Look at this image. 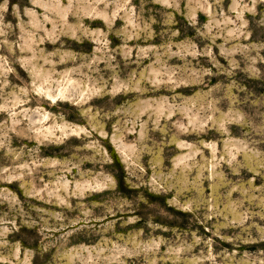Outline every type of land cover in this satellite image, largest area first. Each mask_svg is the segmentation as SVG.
I'll return each mask as SVG.
<instances>
[{
    "label": "rangeland",
    "instance_id": "obj_1",
    "mask_svg": "<svg viewBox=\"0 0 264 264\" xmlns=\"http://www.w3.org/2000/svg\"><path fill=\"white\" fill-rule=\"evenodd\" d=\"M0 264H264V0H0Z\"/></svg>",
    "mask_w": 264,
    "mask_h": 264
}]
</instances>
